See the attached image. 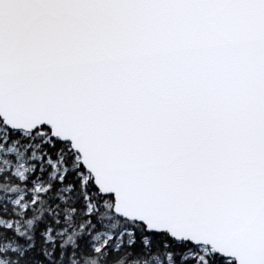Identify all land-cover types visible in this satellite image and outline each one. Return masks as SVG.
I'll list each match as a JSON object with an SVG mask.
<instances>
[{"label":"snow or ice","instance_id":"6c2138e0","mask_svg":"<svg viewBox=\"0 0 264 264\" xmlns=\"http://www.w3.org/2000/svg\"><path fill=\"white\" fill-rule=\"evenodd\" d=\"M0 264H264V0H0Z\"/></svg>","mask_w":264,"mask_h":264}]
</instances>
